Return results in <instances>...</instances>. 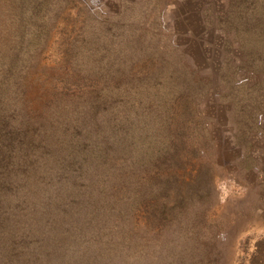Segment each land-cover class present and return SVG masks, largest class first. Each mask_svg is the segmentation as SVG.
Instances as JSON below:
<instances>
[{"label": "rangeland", "instance_id": "rangeland-1", "mask_svg": "<svg viewBox=\"0 0 264 264\" xmlns=\"http://www.w3.org/2000/svg\"><path fill=\"white\" fill-rule=\"evenodd\" d=\"M41 2L46 45L22 51L15 29L0 47L24 81L20 99L0 76V264H250L264 238V0ZM97 106L107 131L83 136L72 119ZM172 148L188 161L162 185Z\"/></svg>", "mask_w": 264, "mask_h": 264}, {"label": "trees", "instance_id": "trees-1", "mask_svg": "<svg viewBox=\"0 0 264 264\" xmlns=\"http://www.w3.org/2000/svg\"><path fill=\"white\" fill-rule=\"evenodd\" d=\"M41 1L42 0H0V47L9 46V49H11L10 47H13V35L15 34V29L21 33V35H19L18 37L19 40L17 47H23L22 51L27 49L36 51L37 49H41V47H44L46 45V40L49 37V33L51 32V27L53 26L52 29L55 27V25H53L55 17L53 13L54 7L52 9H47L45 7L43 8V4ZM54 2L55 1H53V4L55 5ZM51 22L52 24H50ZM22 51L19 52L20 55L22 54ZM11 56H13V54ZM13 65L14 63L7 59V54H1L0 52V76L11 75V77H9V81H7L6 83L9 86V90H11L12 92L15 91V95L19 96V98L21 99V94L24 92V81L22 80L20 74L17 75V73L13 71ZM2 88H5V85H3ZM125 94L126 93L124 91H118L114 95H116L117 99L124 98ZM15 99L17 100L16 96ZM20 99L18 101H20ZM60 108H62L61 111L59 108L58 110L59 114L61 115V112L63 113V111L67 108ZM99 110L100 108L98 106L95 108L92 107L91 111L87 112L84 124L80 123L78 120L76 121L72 119V122L75 123L73 125L83 131V136L89 133H92L93 135L95 133L97 134V131L100 133H105L107 131L105 126L106 121L104 120V118L100 119L98 115L100 112ZM81 121H83V119H81ZM84 141L88 142L89 139H85ZM88 143H85V145H88ZM104 147L105 148L103 149L101 147V151H99L98 154L101 155V160L107 166L109 154L107 152V146L105 145ZM167 153V157L166 159H164L166 162L164 163L163 170H154L158 173L165 172L166 179H160V177H158L160 180H162V185H164V182L170 184L171 180L175 181L176 175L174 174V170H172V165L174 163L181 162L179 164V167H182V162L184 163V161H188V158H186L183 152H181V149L177 150L172 148L171 151ZM169 154L171 159L174 156H177V158L175 160H171L168 156ZM84 157L88 162L90 159L93 160V154L87 148L84 149ZM196 164L200 163L196 162ZM106 166L103 167L107 168ZM169 169L171 171H169ZM105 172L108 174L109 171ZM158 173H156L157 176L160 175ZM115 174H118V172L116 171ZM100 190H102V187L100 188ZM168 197H170V195ZM161 208L166 210L163 205H161ZM161 215H166V212L162 213ZM161 217L162 219H164V216ZM121 225L122 221L120 220V226ZM95 230H99V228ZM250 264H264V238L257 242V249L252 257V260L250 261Z\"/></svg>", "mask_w": 264, "mask_h": 264}]
</instances>
